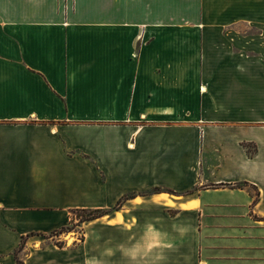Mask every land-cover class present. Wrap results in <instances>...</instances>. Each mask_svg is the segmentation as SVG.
I'll return each instance as SVG.
<instances>
[{
  "label": "crops",
  "instance_id": "obj_1",
  "mask_svg": "<svg viewBox=\"0 0 264 264\" xmlns=\"http://www.w3.org/2000/svg\"><path fill=\"white\" fill-rule=\"evenodd\" d=\"M63 1L0 0V264H264V0Z\"/></svg>",
  "mask_w": 264,
  "mask_h": 264
},
{
  "label": "trees",
  "instance_id": "obj_2",
  "mask_svg": "<svg viewBox=\"0 0 264 264\" xmlns=\"http://www.w3.org/2000/svg\"><path fill=\"white\" fill-rule=\"evenodd\" d=\"M243 146L247 149V152L249 155H253L255 152V148L252 151L251 150V145L249 144H243ZM126 196L123 197L122 199H120L116 205V208H118L121 203L126 200ZM105 213V211L101 210V209H75L71 211V217H70V221H69V225L67 227H63L62 229L51 233L49 235V237H53V236H59L61 234H65L68 232H71L74 230L75 227H79L83 222L86 221H90V220H94L97 218H100L101 216H103V214ZM83 239V236L80 238V240ZM53 243L58 246V247H62L64 244L62 241L56 240L54 241L53 239ZM23 246V242H21V245L19 246L17 251H20L22 249ZM17 263L18 264H23V261L17 258Z\"/></svg>",
  "mask_w": 264,
  "mask_h": 264
},
{
  "label": "rangeland",
  "instance_id": "obj_3",
  "mask_svg": "<svg viewBox=\"0 0 264 264\" xmlns=\"http://www.w3.org/2000/svg\"><path fill=\"white\" fill-rule=\"evenodd\" d=\"M63 5H64L63 6L64 11H66L67 6H69V5H70V7H68V9L71 10L70 8H72V6H73V0H64L63 1ZM253 76H254V83H253V85H255V86L252 89V92H253L254 99H256V98H260V94H262V92L264 91V90H262V87L261 86H257L258 84H260L262 82V80H260V79H262L264 77V75H262V74H255ZM238 82H240L239 79H238ZM62 236H64V237L66 236L69 239V237H68L69 235H62ZM70 236L75 237V241L77 240V242H78L80 240V238L82 237V233H81V231L78 228H74L73 234H71ZM61 239H59V240L62 241V242H64ZM56 240H57V238H54V241H56ZM69 241L71 242L72 239H70Z\"/></svg>",
  "mask_w": 264,
  "mask_h": 264
},
{
  "label": "clouds",
  "instance_id": "obj_4",
  "mask_svg": "<svg viewBox=\"0 0 264 264\" xmlns=\"http://www.w3.org/2000/svg\"><path fill=\"white\" fill-rule=\"evenodd\" d=\"M173 227L181 235L186 231V228L181 227V226H175L174 225ZM165 247L171 248L172 245L168 244V245H165ZM104 254L107 255V256H111L113 253H112L111 249H107ZM157 259H163V257H157ZM85 264H100V260L98 258H96V257H91V258H88V259L85 260Z\"/></svg>",
  "mask_w": 264,
  "mask_h": 264
}]
</instances>
